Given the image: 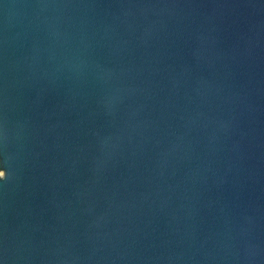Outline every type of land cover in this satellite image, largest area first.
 <instances>
[{
  "label": "water",
  "instance_id": "1",
  "mask_svg": "<svg viewBox=\"0 0 264 264\" xmlns=\"http://www.w3.org/2000/svg\"><path fill=\"white\" fill-rule=\"evenodd\" d=\"M0 264H264V0H0Z\"/></svg>",
  "mask_w": 264,
  "mask_h": 264
},
{
  "label": "clouds",
  "instance_id": "2",
  "mask_svg": "<svg viewBox=\"0 0 264 264\" xmlns=\"http://www.w3.org/2000/svg\"><path fill=\"white\" fill-rule=\"evenodd\" d=\"M5 179V173L3 171H0V180Z\"/></svg>",
  "mask_w": 264,
  "mask_h": 264
},
{
  "label": "snow or ice",
  "instance_id": "3",
  "mask_svg": "<svg viewBox=\"0 0 264 264\" xmlns=\"http://www.w3.org/2000/svg\"><path fill=\"white\" fill-rule=\"evenodd\" d=\"M2 141H3V133H2V129H0V142H2ZM5 179H6V175H5Z\"/></svg>",
  "mask_w": 264,
  "mask_h": 264
}]
</instances>
